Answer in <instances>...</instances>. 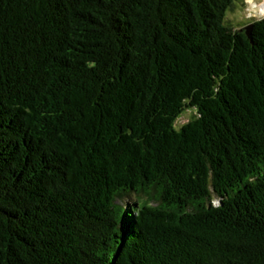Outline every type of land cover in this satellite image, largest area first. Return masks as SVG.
I'll list each match as a JSON object with an SVG mask.
<instances>
[{"label":"trees","instance_id":"obj_1","mask_svg":"<svg viewBox=\"0 0 264 264\" xmlns=\"http://www.w3.org/2000/svg\"><path fill=\"white\" fill-rule=\"evenodd\" d=\"M235 1L0 0V264H264V18L251 42Z\"/></svg>","mask_w":264,"mask_h":264},{"label":"rangeland","instance_id":"obj_2","mask_svg":"<svg viewBox=\"0 0 264 264\" xmlns=\"http://www.w3.org/2000/svg\"><path fill=\"white\" fill-rule=\"evenodd\" d=\"M264 0H237L234 2L232 7L227 11L225 18V25L235 30H244L253 22L263 19L264 15L260 11ZM196 115L194 109L186 110L176 121V126L181 127L188 123L193 116ZM135 201L134 197L125 198L118 200L117 204L125 205L126 207L131 206ZM217 204V202H216Z\"/></svg>","mask_w":264,"mask_h":264},{"label":"water","instance_id":"obj_3","mask_svg":"<svg viewBox=\"0 0 264 264\" xmlns=\"http://www.w3.org/2000/svg\"><path fill=\"white\" fill-rule=\"evenodd\" d=\"M252 30H253V24H250L244 28V32L251 42H252Z\"/></svg>","mask_w":264,"mask_h":264},{"label":"bare ground","instance_id":"obj_4","mask_svg":"<svg viewBox=\"0 0 264 264\" xmlns=\"http://www.w3.org/2000/svg\"><path fill=\"white\" fill-rule=\"evenodd\" d=\"M260 11L262 12V15H264V4L262 5Z\"/></svg>","mask_w":264,"mask_h":264}]
</instances>
